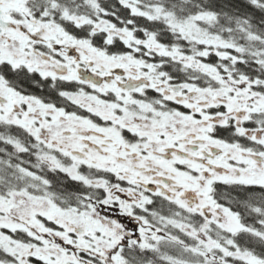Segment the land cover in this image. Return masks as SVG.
<instances>
[{"label":"snow or ice","instance_id":"1","mask_svg":"<svg viewBox=\"0 0 264 264\" xmlns=\"http://www.w3.org/2000/svg\"><path fill=\"white\" fill-rule=\"evenodd\" d=\"M0 264H264V0H0Z\"/></svg>","mask_w":264,"mask_h":264}]
</instances>
